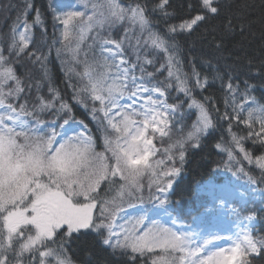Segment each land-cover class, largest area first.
Instances as JSON below:
<instances>
[{
  "label": "snow or ice",
  "instance_id": "1",
  "mask_svg": "<svg viewBox=\"0 0 264 264\" xmlns=\"http://www.w3.org/2000/svg\"><path fill=\"white\" fill-rule=\"evenodd\" d=\"M168 4L169 0H159L151 11L173 15L165 10ZM83 7V11L55 13L54 19L63 26L64 42L76 40L75 47L68 50L73 63L83 70L77 72L72 67L66 74L82 83L76 87L68 82L73 89L70 99L88 110L100 128L103 152L96 150V138L88 126L73 119L72 103L57 88L49 85L48 96L41 95L42 83H26V77L18 72L19 57L33 43L34 26L43 30L38 10L31 21L28 19L31 2L26 0L11 30L7 54L0 45V264H76L68 247L87 231L95 233L113 253L127 257L128 264L146 256L149 264H254L255 258L264 255V235H254L255 212L241 217L239 210L232 209L237 222L225 236L208 227H177L167 207L187 162V148H199L202 139L216 129L217 120L229 122V139L216 144L227 154L225 169L235 167L233 175L246 176L253 185L257 180L241 161L264 174V151L253 155L245 147L249 141L264 146V104L253 95L257 85L244 81L241 90L239 80L234 83L229 74L225 81L217 70L212 81L220 80L226 90L225 111L220 114L214 98L194 95L212 81L195 65L191 74L182 71L175 41L177 34L190 32L222 13L223 35L216 48H224L225 41L237 34L247 40L255 36L254 6L246 0L227 5L222 0H199L200 10L195 15L169 25L164 34L154 29L150 10L139 0L126 5L121 0H94L90 7L89 0H84ZM259 19L264 38V11ZM125 23L129 27L120 40L100 36V32ZM137 29L139 36L132 45L130 33ZM93 32L99 53L89 59V53L83 52L80 59L81 45ZM126 44L133 48L134 61L125 53ZM142 47L163 53L164 63L156 71H167L164 80L157 81L155 73L146 71L145 66H154V60L141 56ZM60 54L57 49V56ZM28 55L36 61L47 59L35 52ZM33 87L36 103L29 106L26 99L19 103ZM173 89L186 98V106L184 102L169 103ZM46 113H54L56 119L68 117L59 125L61 132L55 127L46 131L55 123L40 118ZM193 113L195 120L185 130V117ZM233 124L243 126L246 135L233 131ZM174 133L179 137L173 140ZM165 139L171 141L168 146L157 147V142L162 145ZM145 190L147 200L154 202L153 209L118 223L125 205L134 207L133 200L145 203ZM149 212L160 218L153 219Z\"/></svg>",
  "mask_w": 264,
  "mask_h": 264
},
{
  "label": "trees",
  "instance_id": "2",
  "mask_svg": "<svg viewBox=\"0 0 264 264\" xmlns=\"http://www.w3.org/2000/svg\"><path fill=\"white\" fill-rule=\"evenodd\" d=\"M60 0H28L33 5L32 12L29 13L28 19L32 20L35 12L38 10L43 20V30L39 26L33 28V43L25 54L18 59L19 67L18 72L20 75L26 77V83L35 84L36 81L42 83L40 94L48 96V86L51 85L57 88L62 97L72 103V117L76 121H83L90 129V134L96 138V150L98 152L104 151L103 142L101 139V130L97 127L95 121L92 120L89 111L83 107L73 103L70 99L73 89L69 87V81L72 85L79 87L82 81L78 80L75 76L68 73V69L75 67L77 72L83 70L82 66L75 65L72 61L71 52L68 50L75 47L76 40L73 39L71 44H67L62 39L63 26L54 19V15L57 12L58 3ZM78 4L83 6L84 0H77ZM94 0H89V7ZM125 5L135 2V0H121ZM140 3L145 4L149 11V16L153 21V27L156 31L164 34L167 27L171 24H179L182 20L189 19L195 15L199 10V0H169V4L166 6V11L173 13V15L164 16L163 13L156 9L151 11L158 3L159 0H139ZM245 2V0H222V4L227 5L229 3L239 4ZM248 4L254 6L252 9L253 15L251 19L255 21L252 31L255 36L248 37L247 40H241L239 34L231 37L225 41V47L217 49L216 41L220 40L223 35L221 28V22L223 20V13L217 17H210L206 22L194 27L190 32L179 33L175 37V41L179 46L180 58L182 60L181 69L183 72L191 74L192 65L198 72L207 74L212 81V77L218 70L224 76L226 81L230 74L235 83L236 80L240 81L241 90H243V82L257 85L253 95L257 101L264 104V38L261 37L262 25L260 22V16L264 8V0H246ZM192 4V9H189L188 5ZM26 5V0H0V45L4 46L5 54H7V45L11 42V30L17 23V18L21 16ZM55 10V11H53ZM128 24L117 25L111 30H104L100 32V36L107 37L115 40H120L124 35V31L128 28ZM215 31H212V29ZM95 32L87 35L81 45V56L83 59V52L89 53V59L92 58V54L98 55L99 44L94 42L93 36ZM146 35V34H145ZM132 38V45H135L136 38L139 36V30L130 33ZM141 43H143V37H140ZM89 45H92L89 48ZM57 49L60 50V55L57 56ZM28 52H35L37 55L47 57L46 60L36 61L35 56L30 57ZM133 48L125 45V53L127 56L135 60L132 55ZM147 55L149 59L154 60V66H145L147 72L155 73V79L157 81L164 80L167 76V71L157 72L161 64L164 63L163 53H158L151 48L142 47L141 56ZM15 59V57H14ZM251 61V63H249ZM211 63V67L209 63ZM43 63V67L41 64ZM139 75V70L136 72ZM196 97L202 98L203 96L212 97L213 103L220 109V114L225 111L224 98L226 96V90L222 87L220 80L210 82L208 87L202 92L196 90L194 92ZM37 92L33 87L30 93H27L24 98L19 101L23 103L24 99L28 100L29 106L36 103ZM184 102L187 104L186 98L180 94L177 95L173 89L169 95V103ZM91 105H89V108ZM44 121L55 122L50 123L49 128L46 131H50L52 127L56 128L59 132L61 128L60 124L63 123V119L68 118L62 116L60 119H56L54 113H46L40 117ZM213 118L217 119L216 113L213 112ZM195 120V114L186 115L184 124L185 130ZM227 120H217V127L214 131H211L209 135L204 137L201 141L199 148L193 149L187 148V162L184 165L179 180L174 184L173 189L169 195L170 204L167 206L169 213L174 215L181 227L188 230V226L195 229L199 227H209L212 219V211L217 212V206L210 204L209 197L203 192V189L209 183H221L225 179H236L248 191L253 194L247 204L239 205L238 210L241 215H248L251 212H255L258 222L255 226L256 232L254 235H264V182L261 181L262 174L258 169L248 165L246 162L241 161L244 164L245 171L253 176L257 183L251 184L246 176L241 174L233 175L236 172V168L233 167L232 171H227L224 167L225 162L228 160L227 154L220 151L216 144L222 140L227 141L229 139L227 134L228 128ZM233 131L239 132L240 135H246L247 130L243 126L237 127L233 124ZM179 137L178 133H174L173 140ZM171 141L165 139L163 144L157 142V147H167ZM245 147L252 151L253 155H257L264 151V146L254 144L249 141L245 144ZM157 159L161 158V154H157ZM177 166H179L177 164ZM147 178H145V183ZM119 183V182H117ZM101 194H104V188H101ZM145 203L142 205L145 210L153 209V203L147 200L148 192L145 190ZM252 196V195H251ZM133 205H138L136 201H131ZM141 205V204H140ZM125 207H128L125 205ZM68 252L71 258L76 264H128L127 257L120 255L119 253H113L110 249L104 247L100 238L93 232H82L79 237L74 238V242L68 247ZM91 255L88 256L87 254ZM150 257L138 258L136 264H149ZM51 264V262H49ZM254 264H264V255L255 258Z\"/></svg>",
  "mask_w": 264,
  "mask_h": 264
},
{
  "label": "rangeland",
  "instance_id": "3",
  "mask_svg": "<svg viewBox=\"0 0 264 264\" xmlns=\"http://www.w3.org/2000/svg\"><path fill=\"white\" fill-rule=\"evenodd\" d=\"M58 4L59 5L57 8V12L69 10H84V7L79 5L77 0H60ZM61 131L62 129L60 130V132ZM203 192L209 197L210 204L217 206V212L212 211V225H210L209 228H213L214 230L219 231L221 235L225 236L230 234V230L234 229L235 223L237 222V217L232 212V209L238 210V206L235 204H247V202L252 197L258 200V198L254 197L253 194H251L248 189H246L245 186H243L236 179L227 178L221 183H210L203 189ZM221 201H223L224 203L222 204ZM142 211H145L142 205L127 207L125 208V211L121 213L123 219H119L118 223H123L125 220L138 216ZM149 215H152V212H149ZM171 216L173 219H176L177 227H181V224L179 223L177 218L172 214ZM243 216L244 215H241V217ZM152 218L159 219L160 217L152 215ZM257 222L258 219L253 222L254 227L257 225Z\"/></svg>",
  "mask_w": 264,
  "mask_h": 264
}]
</instances>
